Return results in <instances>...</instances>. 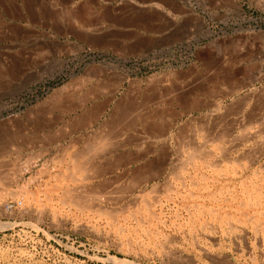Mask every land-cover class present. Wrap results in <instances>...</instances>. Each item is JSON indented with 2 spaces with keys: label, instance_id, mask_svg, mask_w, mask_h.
<instances>
[{
  "label": "rangeland",
  "instance_id": "1",
  "mask_svg": "<svg viewBox=\"0 0 264 264\" xmlns=\"http://www.w3.org/2000/svg\"><path fill=\"white\" fill-rule=\"evenodd\" d=\"M0 12V264H264V0ZM93 128L135 135V163L71 159Z\"/></svg>",
  "mask_w": 264,
  "mask_h": 264
},
{
  "label": "crops",
  "instance_id": "2",
  "mask_svg": "<svg viewBox=\"0 0 264 264\" xmlns=\"http://www.w3.org/2000/svg\"><path fill=\"white\" fill-rule=\"evenodd\" d=\"M101 87H104L103 83H100ZM98 85V84H97ZM99 87L96 86L97 91L88 93V98L82 99L79 106V126L83 128L92 127L91 124L98 122L101 113L105 112V105L100 104L98 101L102 96V92L98 90ZM94 94L95 103H90L91 95ZM127 99H135L134 92H128L125 94ZM134 102L132 105H117L116 112H131L134 111ZM81 118V119H80ZM96 119V120H95ZM95 120V121H94ZM74 124V125H73ZM72 126H77L74 122ZM70 144L72 147H77L75 151H71L70 158H74L77 161L83 162L87 167L94 169H102L104 167L109 168H129L136 161V137L135 135H123V136H111L106 135L99 129H92L85 134H81L80 139H70ZM113 145L116 149L106 152L103 149L104 145ZM77 145V146H76ZM104 161L113 162L112 165L105 166ZM101 174V172H100Z\"/></svg>",
  "mask_w": 264,
  "mask_h": 264
},
{
  "label": "bare ground",
  "instance_id": "3",
  "mask_svg": "<svg viewBox=\"0 0 264 264\" xmlns=\"http://www.w3.org/2000/svg\"><path fill=\"white\" fill-rule=\"evenodd\" d=\"M9 1V0H8ZM12 3H13V1H11ZM14 5V4H13ZM12 7V6H11ZM2 16V13L0 12V18H2L1 17ZM1 24V23H0ZM11 69V68H10ZM19 69V68H18ZM81 119V118H80ZM211 155V154H210ZM163 168V167H162ZM233 171V170H232Z\"/></svg>",
  "mask_w": 264,
  "mask_h": 264
}]
</instances>
